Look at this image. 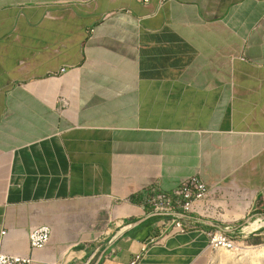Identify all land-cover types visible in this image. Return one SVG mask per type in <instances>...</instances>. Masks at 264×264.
Listing matches in <instances>:
<instances>
[{
    "label": "crops",
    "instance_id": "crops-1",
    "mask_svg": "<svg viewBox=\"0 0 264 264\" xmlns=\"http://www.w3.org/2000/svg\"><path fill=\"white\" fill-rule=\"evenodd\" d=\"M192 177L166 230L150 191ZM255 220L259 249L264 0H0V252L48 226L34 264H211Z\"/></svg>",
    "mask_w": 264,
    "mask_h": 264
},
{
    "label": "built area",
    "instance_id": "built-area-1",
    "mask_svg": "<svg viewBox=\"0 0 264 264\" xmlns=\"http://www.w3.org/2000/svg\"><path fill=\"white\" fill-rule=\"evenodd\" d=\"M210 196L211 189L209 186L199 177H192L178 186L172 194L152 189L148 196V206L153 213L169 217L166 223V230H176L184 234L188 227L180 217L181 214H200L197 204L199 202H207ZM52 233V229L48 226L32 228L29 234L32 254L29 256H15L2 251L0 252V264H34L35 257L33 252L47 248L51 243ZM234 236V234L232 235L225 231H217L211 235L210 246L214 250L238 251L242 249L240 248L242 245Z\"/></svg>",
    "mask_w": 264,
    "mask_h": 264
},
{
    "label": "rangeland",
    "instance_id": "rangeland-1",
    "mask_svg": "<svg viewBox=\"0 0 264 264\" xmlns=\"http://www.w3.org/2000/svg\"><path fill=\"white\" fill-rule=\"evenodd\" d=\"M253 221L252 223H255ZM250 227L249 224L244 225L240 229V233H236L234 238L242 245L239 250L246 251L247 248L249 249H255V250H249V254L247 256H243V259L240 261L239 256L241 251H234V252H227L224 250L218 251L219 253L214 254L212 257V263L211 264H264V242L260 245L259 249L253 248L255 246H249L247 242H243L242 236H248L249 233L246 232V228ZM253 233V232H252ZM251 247V248H250ZM260 251V254H258ZM248 252V250H247ZM262 253V254H261ZM216 255V256H215ZM214 258V259H213ZM241 259V257H240Z\"/></svg>",
    "mask_w": 264,
    "mask_h": 264
},
{
    "label": "bare ground",
    "instance_id": "bare-ground-1",
    "mask_svg": "<svg viewBox=\"0 0 264 264\" xmlns=\"http://www.w3.org/2000/svg\"><path fill=\"white\" fill-rule=\"evenodd\" d=\"M261 226H262V223L256 221L255 223H252L250 225V227L246 228V232L249 233L250 231L256 230V229L260 228Z\"/></svg>",
    "mask_w": 264,
    "mask_h": 264
}]
</instances>
